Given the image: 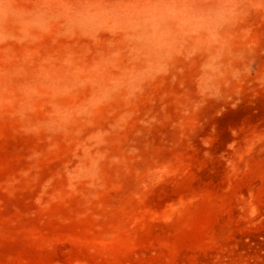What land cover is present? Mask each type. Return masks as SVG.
<instances>
[{
  "label": "rangeland",
  "instance_id": "rangeland-1",
  "mask_svg": "<svg viewBox=\"0 0 264 264\" xmlns=\"http://www.w3.org/2000/svg\"><path fill=\"white\" fill-rule=\"evenodd\" d=\"M0 264H264V0H0Z\"/></svg>",
  "mask_w": 264,
  "mask_h": 264
}]
</instances>
